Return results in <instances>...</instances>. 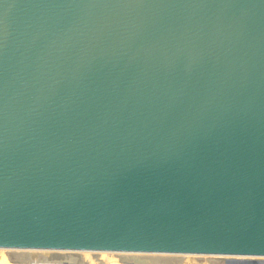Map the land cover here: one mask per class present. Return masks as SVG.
<instances>
[{
  "label": "water",
  "instance_id": "obj_1",
  "mask_svg": "<svg viewBox=\"0 0 264 264\" xmlns=\"http://www.w3.org/2000/svg\"><path fill=\"white\" fill-rule=\"evenodd\" d=\"M0 244L264 252V0H0Z\"/></svg>",
  "mask_w": 264,
  "mask_h": 264
},
{
  "label": "clouds",
  "instance_id": "obj_2",
  "mask_svg": "<svg viewBox=\"0 0 264 264\" xmlns=\"http://www.w3.org/2000/svg\"><path fill=\"white\" fill-rule=\"evenodd\" d=\"M139 259L133 262L132 258ZM264 264V257H257ZM216 264L214 257L197 258L195 256L175 255L168 253H66L37 249L0 248V264ZM222 264V262H220Z\"/></svg>",
  "mask_w": 264,
  "mask_h": 264
},
{
  "label": "snow or ice",
  "instance_id": "obj_3",
  "mask_svg": "<svg viewBox=\"0 0 264 264\" xmlns=\"http://www.w3.org/2000/svg\"><path fill=\"white\" fill-rule=\"evenodd\" d=\"M0 248L5 249H37L51 250L55 252L66 253H101V252H116V253H168L175 255L195 256L198 259L202 257L216 258V264H261L257 257H264V252L255 253L247 251H236L226 249H200V248H163V247H142V246H125V247H96V246H75V245H12L0 244ZM138 257H133V262L137 261ZM172 264H180L179 261Z\"/></svg>",
  "mask_w": 264,
  "mask_h": 264
},
{
  "label": "rangeland",
  "instance_id": "obj_4",
  "mask_svg": "<svg viewBox=\"0 0 264 264\" xmlns=\"http://www.w3.org/2000/svg\"><path fill=\"white\" fill-rule=\"evenodd\" d=\"M257 264H259V262H257Z\"/></svg>",
  "mask_w": 264,
  "mask_h": 264
}]
</instances>
